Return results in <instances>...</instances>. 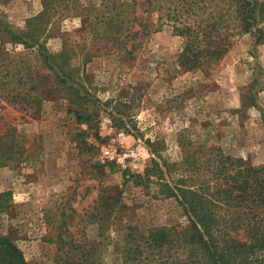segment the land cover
<instances>
[{
  "label": "rangeland",
  "instance_id": "obj_1",
  "mask_svg": "<svg viewBox=\"0 0 264 264\" xmlns=\"http://www.w3.org/2000/svg\"><path fill=\"white\" fill-rule=\"evenodd\" d=\"M140 2L0 0L3 33L44 15L31 52L0 35V237L29 264H146L132 260L136 238L182 221L171 187L192 184L193 159L213 145L264 164V33L236 35L221 59L185 69L170 24L134 34ZM38 45L63 81L40 84L26 111L11 100L15 74L23 60L39 83ZM130 148L136 157L118 162Z\"/></svg>",
  "mask_w": 264,
  "mask_h": 264
},
{
  "label": "trees",
  "instance_id": "obj_2",
  "mask_svg": "<svg viewBox=\"0 0 264 264\" xmlns=\"http://www.w3.org/2000/svg\"><path fill=\"white\" fill-rule=\"evenodd\" d=\"M138 4L145 6L146 16L133 15L134 34H150L170 24L172 32L183 39L178 60L185 69L218 61L236 35L248 33L260 41L264 33V1L260 0H141ZM43 17L28 18L26 31L19 36L6 27L0 35L8 34L11 41L31 52L34 43L40 41L33 23ZM37 51L41 59L39 83H33L35 70L23 60L15 74L19 86L11 100L26 111L40 105V84L46 86L52 78L63 81L51 65L54 56L43 45H38ZM48 67L51 72L41 70ZM76 117L81 119L77 113ZM210 147L209 156L192 161V184L182 180L171 187L181 207L182 221L149 227L136 238L135 243L140 244H136L132 260L140 258L146 264H264V164L253 165L217 146ZM0 264L29 263L12 240L0 237Z\"/></svg>",
  "mask_w": 264,
  "mask_h": 264
},
{
  "label": "built area",
  "instance_id": "obj_3",
  "mask_svg": "<svg viewBox=\"0 0 264 264\" xmlns=\"http://www.w3.org/2000/svg\"><path fill=\"white\" fill-rule=\"evenodd\" d=\"M117 140L121 144H123L125 142V137H124L122 132H120L118 134ZM136 155H137V153L135 152V150L130 148V149L125 150L123 154H118L116 156V160L118 162H121L122 164H125V157L131 156L132 158H135ZM134 161L135 160H133V165H131L132 167H136L137 166V164Z\"/></svg>",
  "mask_w": 264,
  "mask_h": 264
}]
</instances>
